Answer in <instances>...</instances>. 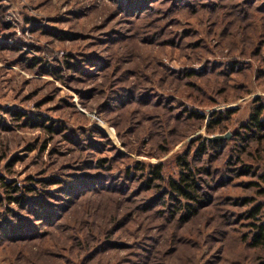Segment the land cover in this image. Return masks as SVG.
I'll return each instance as SVG.
<instances>
[{
	"label": "rangeland",
	"instance_id": "1",
	"mask_svg": "<svg viewBox=\"0 0 264 264\" xmlns=\"http://www.w3.org/2000/svg\"><path fill=\"white\" fill-rule=\"evenodd\" d=\"M263 7L0 0V176L32 185L29 199L56 213L41 235L0 244V264H264L245 217L264 206V184L227 165L264 102ZM227 134L222 154L199 164L210 201L172 216L147 186L151 169L178 179L179 157ZM247 149L242 160L264 175V144Z\"/></svg>",
	"mask_w": 264,
	"mask_h": 264
},
{
	"label": "trees",
	"instance_id": "2",
	"mask_svg": "<svg viewBox=\"0 0 264 264\" xmlns=\"http://www.w3.org/2000/svg\"><path fill=\"white\" fill-rule=\"evenodd\" d=\"M255 105L250 115L249 122L241 127L243 133L242 135H238L239 143L237 147H235V155L228 161L227 165L230 163L235 166V169H232L234 177L243 178L252 176L258 178L264 184V175H259L257 172L253 171L254 167L246 165V161L242 160V156L247 153V148H250L251 144H257V146L264 144V102L261 98H258L255 100ZM231 112H229V117L232 115ZM195 116L196 119H206V116L203 115ZM212 123L217 124L213 125L215 127H219L221 124L218 121H213L210 123V126H212ZM210 128L213 129V127ZM231 140L232 139L219 142L208 140L201 144L196 158L194 156L191 157L190 152L179 157L177 159L180 170L178 179L166 181L161 166L151 169L150 176L147 177L148 179L146 178L147 186L149 190L156 189V194L161 197L160 201H162L163 204L168 203L169 200L171 201L169 209H171L172 216L181 215V217L185 216V219L196 217L205 207L207 201H210L209 194L203 192L202 187V182H204L202 181V176L208 174L209 169L199 164L202 163V158H204V156L209 157V160L216 156L213 155L212 152L210 153V150H213L214 153L222 154L223 146ZM135 175L136 177L138 176L137 174ZM135 175H133V177ZM206 183L208 182L206 181ZM262 183H256L252 186L261 189ZM208 186L210 185L208 184ZM35 192L36 189L32 185L22 188L17 184L13 185L11 182L7 181L5 177L0 176V244L7 241L25 240L37 234L41 235V227L44 224L53 222L47 219L51 216H55V211L49 210L48 206L41 203L42 200L37 201L29 199ZM163 192H166L167 197L162 198ZM261 192V194H264V191ZM252 204H254L253 201L247 200L245 201L244 207L252 206ZM12 206H16L21 210L26 207L27 210L31 209L32 212H37V208L41 209V213H44V218L33 224L29 219L17 214V212L12 209ZM263 210L264 206L259 204L252 207L245 216L246 220L250 223V228H252L250 246L258 250L264 249Z\"/></svg>",
	"mask_w": 264,
	"mask_h": 264
},
{
	"label": "water",
	"instance_id": "3",
	"mask_svg": "<svg viewBox=\"0 0 264 264\" xmlns=\"http://www.w3.org/2000/svg\"><path fill=\"white\" fill-rule=\"evenodd\" d=\"M231 138V134H227L226 136H215L210 138V141L219 142L229 140Z\"/></svg>",
	"mask_w": 264,
	"mask_h": 264
}]
</instances>
